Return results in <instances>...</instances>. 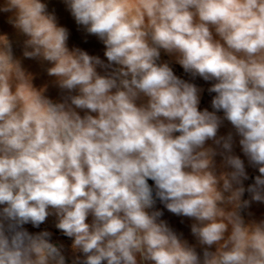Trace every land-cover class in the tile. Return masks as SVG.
I'll list each match as a JSON object with an SVG mask.
<instances>
[{
  "label": "clouds",
  "instance_id": "1",
  "mask_svg": "<svg viewBox=\"0 0 264 264\" xmlns=\"http://www.w3.org/2000/svg\"><path fill=\"white\" fill-rule=\"evenodd\" d=\"M63 2L107 63L69 47L45 0H0L23 58L47 65L60 97L0 34V264H264V219H245L264 203V0ZM161 50L214 81L211 111ZM237 142L258 172L247 186ZM158 201L192 221L195 243ZM51 215L71 258L25 227Z\"/></svg>",
  "mask_w": 264,
  "mask_h": 264
},
{
  "label": "crops",
  "instance_id": "2",
  "mask_svg": "<svg viewBox=\"0 0 264 264\" xmlns=\"http://www.w3.org/2000/svg\"><path fill=\"white\" fill-rule=\"evenodd\" d=\"M45 2L48 5V10L52 13H54L57 17L58 23L61 26L66 27L69 30L70 38H69V47H79L84 51H87L90 55H95L100 57L102 60L107 63L106 57L104 56L105 47L102 44L101 41L95 36L89 35L83 31L76 23L74 18L71 16V13L68 11L66 5L64 4L63 0H45ZM10 14L7 13H0V34H7L9 38L13 42V51L14 55L21 59L23 66L26 68V70L32 72L35 76L34 84L37 86H41L45 83H49V90L47 95L54 99L59 100V90L55 87L51 86V79L46 75L45 68L47 67L46 64H41L40 62L32 59H25L22 56V41L23 37L19 36L15 29L8 23V16ZM161 61L169 63L170 67H172L174 70H177L180 75H183L184 77H187L183 73L180 72V68H182L179 63H177L176 55L175 54H168L161 50ZM181 78V77H180ZM188 78V77H187ZM185 79V78H182ZM186 80V79H185ZM190 80V79H189ZM201 89H203L201 93V103L200 107L202 106V102L204 100V86H199ZM83 115V113H81ZM219 115H222V113H219ZM231 129V125L228 124L227 121H225L224 125L220 129V134H226ZM234 151L237 155H240L242 159H245L241 153L240 147L238 145V142L236 146L234 147ZM219 157H217V162L219 163ZM246 163V169L249 174V177H251L252 173L255 171L251 167H247V161L245 159ZM151 182V181H150ZM152 183V182H151ZM248 185V181H245V186ZM246 196V193H245ZM245 198V197H244ZM157 209L161 210L163 212V219H165L169 225L178 233H182L183 237L187 239L190 243H195L194 237L191 235L190 232V225L192 223L191 220L184 218V217H178L174 214L168 212L162 204L157 202L156 205ZM89 222H91V217L89 218ZM57 219L55 215L49 216L47 221L40 226V228H34L32 225L29 224L25 225L27 230L30 232H37L41 230H48L52 234L60 235L64 237L68 242L65 244L67 250L65 252H68L69 254L72 253L71 251V239L64 236V234L56 228ZM199 251V249H198ZM69 258L70 255H66Z\"/></svg>",
  "mask_w": 264,
  "mask_h": 264
},
{
  "label": "rangeland",
  "instance_id": "3",
  "mask_svg": "<svg viewBox=\"0 0 264 264\" xmlns=\"http://www.w3.org/2000/svg\"><path fill=\"white\" fill-rule=\"evenodd\" d=\"M173 69V68H172ZM174 73L181 77V78H185L186 80H189V78L184 77L183 75H180L179 72L177 70H174ZM211 97H207L204 100V108H207L209 111L212 110L211 109ZM255 170V169H254ZM258 172L255 170L250 179L248 180V184L252 183V179L254 178L255 175H257ZM248 198V194L246 193L245 199ZM248 213H251V215H248ZM245 219L246 220H260V219H264V203H257V202H253L250 207L245 211ZM29 227V225H28ZM52 241L54 243L57 244H63L65 246V244L68 242L64 237L60 236V235H56V234H52ZM65 250H67L66 246H65ZM66 255H70V257H72L73 253L69 254L68 252H65Z\"/></svg>",
  "mask_w": 264,
  "mask_h": 264
},
{
  "label": "trees",
  "instance_id": "4",
  "mask_svg": "<svg viewBox=\"0 0 264 264\" xmlns=\"http://www.w3.org/2000/svg\"><path fill=\"white\" fill-rule=\"evenodd\" d=\"M180 72L181 73H183L184 75H186L190 80V82H192V83H194V84H196V85H199V86H204V89H205V91H204V100H205V98H207V97H213L215 94L214 93H209L208 91H207V89L211 86V84L212 83H214V81H208V82H206V81H204L202 78H200V77H196V78H192L189 74H187V73H185L184 72V70H183V68H180ZM204 100H203V104H202V106L200 107L202 110H203V106H204ZM211 111V110H210ZM149 183L151 184V182L149 181Z\"/></svg>",
  "mask_w": 264,
  "mask_h": 264
}]
</instances>
